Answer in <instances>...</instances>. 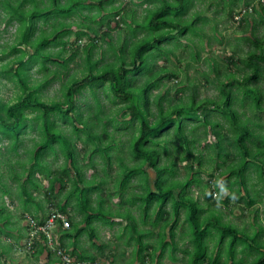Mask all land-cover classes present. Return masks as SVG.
Masks as SVG:
<instances>
[{
  "label": "clouds",
  "instance_id": "obj_1",
  "mask_svg": "<svg viewBox=\"0 0 264 264\" xmlns=\"http://www.w3.org/2000/svg\"><path fill=\"white\" fill-rule=\"evenodd\" d=\"M0 264H264V0H0Z\"/></svg>",
  "mask_w": 264,
  "mask_h": 264
}]
</instances>
